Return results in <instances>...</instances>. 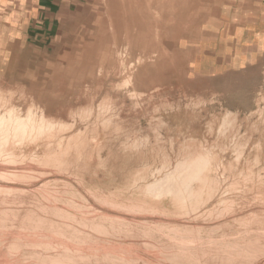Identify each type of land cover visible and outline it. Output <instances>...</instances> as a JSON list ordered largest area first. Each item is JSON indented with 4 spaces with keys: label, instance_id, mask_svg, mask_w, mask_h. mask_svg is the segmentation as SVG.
<instances>
[{
    "label": "rangeland",
    "instance_id": "obj_1",
    "mask_svg": "<svg viewBox=\"0 0 264 264\" xmlns=\"http://www.w3.org/2000/svg\"><path fill=\"white\" fill-rule=\"evenodd\" d=\"M123 1L48 0L40 23L33 29L31 40L20 58L21 61L18 59V62L12 64L9 77H0V105L4 110L8 108L14 110L15 114L31 113L37 117L40 114V103L50 107L55 113L52 108L69 105L70 101L84 96L82 99L89 101L90 105L87 103L81 109L78 108L73 116L70 115L64 121H69L66 124L75 125L73 131L82 126L86 127L83 128L85 130H89L90 126L94 130L83 131L85 138L82 137V142L85 145L82 147L81 142L79 147L85 146L88 153L84 151L79 155L81 157L76 161L78 163L75 162L70 170L66 168L62 171L58 167L45 165L47 163L39 165V162H34L33 154H36V149L40 156L43 149L38 150L40 141L34 142L33 138L16 142L15 144L19 145L13 144L12 148L11 143L9 146L5 145L11 152H7V162L6 156L3 158L5 161H0V215L6 219L4 221L0 216V230L6 225L5 229L0 231V264H146V261L147 264H214L215 259V264H264V240L261 239H264V64L249 70L215 75L195 70L198 60L190 47L194 40H197L202 23L214 16L217 0ZM112 27L114 31H111ZM115 76L118 78H114ZM59 88L68 96L66 102L56 99L55 92L59 91ZM98 89H101V92ZM115 89H118V93ZM127 102L129 107L126 106ZM97 103H102L101 107L105 110L97 108L100 106H97ZM111 104H114L113 107ZM89 107L103 113L89 112ZM131 108L135 111H131ZM76 111H79L78 116ZM117 111L122 114H117ZM128 111L134 115L131 114L132 122L137 120L136 125L127 116ZM87 114H94L95 117L89 115L91 119H88ZM4 115L9 116V113ZM114 115L120 118L115 120ZM121 120L126 124L131 123L128 124L131 127L125 122L121 124ZM231 120L236 124L230 122ZM104 121L112 126L103 128ZM230 123L235 126H228ZM119 124L125 127L122 128ZM221 124L226 125L221 128ZM139 127L141 134H138ZM133 130L136 136L132 134ZM67 133L69 134L70 130ZM157 136H160V142H157ZM105 137L107 139H104ZM135 138L144 139L139 142L144 146H141L140 150L145 151L144 156L149 160L136 161L137 150L130 149V141L133 143ZM236 140L240 146L234 145ZM191 141L196 145L190 143ZM98 144L99 153L96 147ZM155 144L159 146H154ZM255 144H258V147ZM216 145L222 149H217ZM159 147H162L161 150ZM152 148L156 150L155 155ZM202 148L206 151L201 152L210 158L203 174H210L214 188H217L214 189L215 192L204 193V200H208L206 203L204 201L202 204H196L187 200L189 206L185 201L186 204L179 203L180 207H176L172 203V197L176 193L167 191L170 186H175L176 182L181 180L180 177L177 178L180 167L178 164L189 163L184 157L192 152L195 154ZM76 149L77 147L73 150L72 157L76 153L79 154ZM238 149H242L243 155H240L241 150ZM25 151H28L27 157L22 158L21 155ZM177 153L183 154L184 157H179ZM36 156L38 154L34 157ZM70 163L73 165L72 161ZM151 163L155 165L150 166ZM165 163H168L169 168ZM25 168L30 169L31 173ZM138 168L140 170L136 171ZM144 169L149 172V182L163 180L162 190L151 194L143 192L140 190L145 185L143 180L134 185V179L138 178L136 174ZM173 173L178 175L172 176ZM151 174L154 175L151 177ZM43 181H46L45 184ZM165 182L170 185H165ZM232 182L234 187L231 186ZM103 198L108 201L105 202ZM19 201L21 205L18 204ZM3 203H6L5 208ZM7 204H11L7 206L8 209ZM49 210H53L57 215ZM12 213H15L14 216ZM44 218L50 219L49 223ZM31 219L32 222L35 220L36 224L32 223ZM58 223L61 225H56ZM37 224H40V227ZM255 239L259 241L256 243ZM260 244L263 247L260 248ZM210 259H213V262H210Z\"/></svg>",
    "mask_w": 264,
    "mask_h": 264
},
{
    "label": "bare ground",
    "instance_id": "obj_2",
    "mask_svg": "<svg viewBox=\"0 0 264 264\" xmlns=\"http://www.w3.org/2000/svg\"><path fill=\"white\" fill-rule=\"evenodd\" d=\"M110 1V0H109ZM123 1V0H122ZM133 1V0H132ZM124 2V1H123ZM131 2V1H130ZM123 7H124V5H123ZM107 10H109L108 8H107ZM157 16V15H156ZM109 21V20H108ZM111 21V20H110ZM109 23H111V22H109ZM119 27V26H118ZM112 29H113V27H112ZM119 29V28H118ZM100 30H102L101 28H100ZM110 30H111V28H110ZM115 29H113V30H111V31H114ZM106 31V30H105ZM157 33V32H156ZM115 34V33H114ZM109 36V35H108ZM101 38H103L102 36H101ZM110 38V37H109ZM108 38V39H109ZM114 38H115V36H114ZM118 38V37H117ZM121 38V37H120ZM155 38H157V37H155ZM102 40H104V39H102ZM94 41V40H93ZM113 43H114V41H113ZM163 44V43H162ZM115 45V44H114ZM124 47H126V46H124ZM114 47L112 46V49H113ZM107 49H109V48H107ZM123 52H124V50H123ZM118 53H120V52H118ZM106 54V53H105ZM105 54H103V55H105ZM116 54V53H115ZM128 54V53H127ZM144 55V54H143ZM116 56H118V54L116 55ZM119 56H121L120 54H119ZM138 56V55H137ZM153 56H155V55H153ZM103 57V56H102ZM128 57V56H127ZM120 60V59H119ZM126 61V60H125ZM151 61V60H150ZM123 62V61H122ZM141 62H142V60H141ZM154 62V61H153ZM131 64H133V63H131ZM130 64V65H131ZM139 64V63H138ZM121 65H122V63H121ZM113 66V65H112ZM125 67H126V65H125ZM131 67H132V65H131ZM115 68V67H114ZM122 68H123V65H122ZM129 68V67H128ZM124 70H125V68H123ZM113 70V69H112ZM112 70H111V72H112ZM129 70V69H128ZM131 71V70H130ZM136 71V70H135ZM117 72H119V71H117ZM108 73H110L109 71H108ZM120 73V72H119ZM131 73H133V72H131ZM130 73V74H131ZM101 75V74H100ZM116 75V74H115ZM122 75V74H121ZM126 75V74H125ZM60 76V75H59ZM130 76H132V75H130ZM62 77V76H61ZM60 78V77H59ZM105 78H107V77H105ZM109 78V77H108ZM114 78H118V77H114ZM90 79V78H89ZM127 79H129V77L127 78ZM103 81V80H102ZM102 81H99L100 83H102ZM59 82V81H58ZM126 82H127V80H126ZM85 84V83H84ZM98 84V83H97ZM111 84H112V82H111ZM118 84V83H117ZM131 84H132V82H131ZM86 85H89V84H86ZM99 85V84H98ZM101 85V84H100ZM99 85V86H100ZM113 85V84H112ZM120 85V84H119ZM127 85H128V83H127ZM114 86H116L117 87V85H114ZM132 86V85H131ZM99 88V87H98ZM114 88V87H113ZM119 88V87H118ZM159 88V87H158ZM63 89L61 88H59V91H56L55 93H57V95H56V99H61L62 101H64V102H66V99H68V96L65 94V92H64V90L62 91ZM101 90V89H100ZM99 89H98V91H100ZM114 90V89H113ZM116 91H117V93H118V89H115ZM120 90V89H119ZM87 91V90H86ZM90 91V90H89ZM97 91V92H98ZM94 92V91H93ZM101 92V91H100ZM107 93H109L108 91H106ZM126 92V91H125ZM155 92V91H154ZM159 92V91H158ZM94 93H96V91L94 92ZM130 93V92H129ZM133 93H134V91H133ZM143 93V92H142ZM142 93H141V96H142ZM160 93V92H159ZM1 94V93H0ZM139 94V93H138ZM79 95V94H78ZM110 95V94H109ZM112 95V94H111ZM143 95H145V93L143 94ZM80 96V95H79ZM92 96H94V94H92ZM105 96V95H104ZM135 96V98H136V95H134ZM156 96V95H155ZM78 97V96H77ZM82 97V96H81ZM84 97V96H83ZM82 97V98H83ZM117 97H119L118 95H117ZM131 97V96H130ZM143 97H145V96H143ZM147 97V96H146ZM151 97H152V95H151ZM153 97H154V95H153ZM162 97V96H161ZM74 98V97H73ZM82 98H79V99H76V100H72V101H70L69 102V105H64V106H60V107H58V108H56V109H54V108H52V110L53 111H55V113H53L51 110H50V107H48V106H43L41 103L38 105V110H39V112H40V114L36 117L35 115H32L31 113H25V114H22L21 112H19L18 114H15L14 113V110H12V109H3V107L0 105V161H1V159L2 160H4L3 158L6 156V158H7V152H11V150H8V149H6L5 148V145H10V143H11V148L12 147H14L13 146V144H15L16 142H19V141H24V139L25 138H29V139H31V138H33V139H35L34 140V142L35 141H40V144L38 145V147H39V151L40 150H42L43 149V152H42V154H41V156H40V154L37 152V149H36V154H38V156H36V157H34L36 154H33L32 156H33V160H35L34 162H36L37 161V164H38V162H39V165H43V163L45 164V163H47V164H45V165H48V166H51V167H58L60 170H62V169H66V168H69V170H70V168H71V166L73 167L74 165H75V162L78 160L79 161V158L81 157V156H79V155H82L83 153H84V151L86 152L87 150H85V146H84V148H81V146L83 147V144H84V142H82V137H84L85 138V136H84V132L83 131H89L90 129H92L91 128V126L89 127V130L88 129H83V128H86V127H83L82 126V128H78V129H76L75 131H73L74 130V124L73 125H69V124H66V122L68 123L69 121H64V120H66L70 115H74L73 113H74V111L75 110H77L78 108H80L81 109V107L83 106V105H87V103L89 102H87V101H85V100H83ZM86 98H88V97H86ZM86 98H84V99H86ZM91 98V97H90ZM95 98H97L96 96H95ZM129 98V97H128ZM138 98V97H137ZM148 98V97H147ZM115 99H117V98H115ZM119 99V98H118ZM140 99V98H139ZM146 99V98H145ZM162 99V98H161ZM160 99V100H161ZM87 100V99H86ZM103 100V99H102ZM125 100V99H124ZM91 101H92V103H94L93 102V100L91 99ZM90 101V102H91ZM99 101V100H98ZM101 101V100H100ZM118 101V100H117ZM123 101V100H122ZM125 102V101H124ZM140 102H142V99H141V101ZM146 102V101H145ZM144 102V103H145ZM159 102V101H158ZM103 103V102H102ZM102 103H100V104H98L97 106H99V107H97V108H100L101 107V105L103 106V104ZM126 103V102H125ZM128 103V102H127ZM149 103V102H148ZM30 104H32L31 102H30ZM35 104H38V103H35ZM89 104V103H88ZM151 104V103H150ZM158 104V103H157ZM192 104V103H191ZM90 105V104H89ZM113 105L114 104H111V106L113 107ZM122 105V104H121ZM120 105V106H121ZM124 105V104H123ZM122 105V106H123ZM36 106V105H35ZM119 106V105H118ZM126 106H130V104L128 103V105L126 104ZM106 107V106H105ZM133 107V106H132ZM145 107V106H144ZM179 107V106H178ZM101 108H103V107H101ZM116 109H117V107H115ZM124 108H126V107H124ZM79 109V110H80ZM86 109V108H85ZM88 109V108H87ZM86 109V110H87ZM104 109V108H103ZM130 109V108H129ZM90 110V111H89ZM105 110V109H104ZM108 110H110V109H108ZM118 110V109H117ZM126 110V109H125ZM134 110V109H133ZM132 110V108H131V111H133ZM143 110V109H142ZM87 111H89V112H97V110H92V109H90V107H89V109L87 110ZM123 111V110H122ZM135 111V110H134ZM77 112H79V111H76L75 112V114L77 113ZM81 112V111H80ZM88 112V113H89ZM118 112V111H117ZM121 114H122V112L121 111H119ZM119 112L117 113V114H119ZM124 112V114H125V111H123ZM129 113L128 114H130V116L127 114V116L128 117H130V120H131V114H132V112L130 113V111H128ZM140 112V111H139ZM261 112V111H260ZM6 113H9V116H5L4 114H6ZM97 113H99V114H102V113H100V110L97 112ZM107 111H106V114L105 115H107ZM143 113V112H142ZM263 113V112H262ZM47 114H49V116H47ZM116 114V113H115ZM134 114H136L135 112H134ZM89 115H91V114H89ZM88 114H87V116L89 117L88 119H91L90 118V116H89ZM111 115V114H110ZM133 115V114H132ZM228 115V114H227ZM227 115H226V118H225V120H227ZM252 115V114H251ZM51 116H53V118L51 117ZM77 116H78V113H77ZM91 116H94V114L93 115H91ZM98 116H101V115H98ZM112 116V115H111ZM134 116V115H133ZM136 116V115H135ZM225 116V115H224ZM230 116H232V114L230 113ZM229 116V117H230ZM235 117H236V115H234ZM233 116V117H234ZM95 117V116H94ZM105 117V116H104ZM118 116H115L114 115V119L115 118H117ZM260 117V116H259ZM48 118V119H47ZM80 117H78V119H79ZM106 118H108V117H106ZM110 118V117H109ZM113 118V117H112ZM118 118H120V117H118ZM124 118L126 119V117L124 116ZM144 118V117H143ZM214 118V117H213ZM81 119V118H80ZM121 119H123V118H121ZM148 119V118H147ZM216 119V118H215ZM230 119V118H229ZM229 119H228V123H229ZM231 119H232V117H231ZM236 119V118H235ZM82 120V119H81ZM80 120V121H81ZM94 120V122L96 121L97 122V120H99L98 118H97V120H95V119H93ZM100 120H102L101 118H100ZM115 120H117V119H115ZM124 120V119H123ZM123 120H121V124H123L125 121H123ZM127 120V119H126ZM128 120H129V118H128ZM133 120V119H132ZM132 120H131V122H132ZM234 120V119H233ZM87 121V120H86ZM90 120H88V122H89ZM119 121H120V119H119ZM134 121H136L137 122V120H134ZM161 121V120H160ZM193 121V120H192ZM234 121H237V120H234ZM136 122H132V123H134L135 125H136ZM163 122V121H162ZM170 122H171V120H170ZM230 122H232V120L230 121ZM259 122V121H258ZM81 123H83L82 121H81ZM84 123H86L85 121H84ZM102 123V122H101ZM100 123V124H101ZM111 123H113V122H111ZM147 123V122H146ZM148 123H150V121H148ZM184 123V122H183ZM211 123H213V122H211ZM223 123V122H222ZM232 123H234V122H232ZM89 124H93L92 126H95L96 124H94V123H89ZM103 128H105V129H107V128H109L110 126H112V125H110L109 126V124H107V122L106 121H104L103 123ZM125 124H126V122H125ZM129 123L127 122V124L126 125H128ZM151 124V123H150ZM182 124V123H181ZM192 123L190 122V125H191ZM214 124V123H213ZM234 124H236V122L234 123ZM254 124V123H253ZM262 124V123H261ZM88 125V124H87ZM129 125H131V123L129 124ZM128 125V126H129ZM195 125V124H194ZM226 124H221V128H223L222 126H225ZM229 125H233V124H228V126ZM63 126H64V128H63ZM119 126L121 127L122 126V128H124L125 127V125H120L119 124ZM152 126V125H151ZM154 126V125H153ZM233 126H235V125H233ZM88 127V126H87ZM113 127H115V125H114V123H113ZM131 126H129V128H130ZM169 127V126H168ZM193 127V126H192ZM239 127V126H238ZM102 128V129H103ZM117 128V127H116ZM119 128V127H118ZM140 128V127H139ZM194 128V127H193ZM235 128V127H234ZM253 128V127H252ZM252 128H250L251 129V135H252ZM257 129H259L258 127H256ZM121 129V128H120ZM151 129H152V127H151ZM192 129V128H191ZM217 129V128H216ZM220 129V128H219ZM227 129V128H226ZM226 129H223V130H225L226 132L225 133H228V131L226 130ZM249 129V130H250ZM70 130V133L68 134L67 133V131H69ZM123 130V129H122ZM139 130V129H138ZM138 130H137V132H138ZM147 130V129H146ZM145 130V131H146ZM248 130V129H247ZM94 130L92 129V131L91 132H93ZM103 131H105V130H103ZM110 132H112L111 131V129L109 130ZM114 131H116V130H114ZM117 131H119V130H117ZM134 131V130H133ZM142 131H143V129H142ZM220 131H221V129H220ZM90 132V131H89ZM120 132V131H119ZM217 132V131H216ZM215 132V133H216ZM244 132V131H243ZM109 133V132H108ZM128 133V132H127ZM214 133V132H213ZM218 133V132H217ZM223 133H224V131H223ZM224 133V134H225ZM233 133V132H232ZM231 133V134H232ZM240 133V132H239ZM239 133H236V134H239ZM66 134L68 135V136H66ZM86 134L88 135V132H86ZM110 134V133H109ZM109 134H106V135H109ZM132 134H135V131L132 133ZM138 134H141V128H140V133L138 132ZM230 134V135H231ZM86 135V136H87ZM127 136H129V134H126ZM197 135V134H196ZM229 135V136H230ZM135 136H136V134H135ZM134 136V137H135ZM138 136H140V135H138ZM211 136V135H210ZM217 136H219V135H217ZM223 136V135H222ZM91 137H92V135L90 136V139H91ZM94 137H95V135H94ZM110 136H108V138H109ZM112 137V136H111ZM115 137V136H114ZM122 137V136H121ZM160 138V136H157L156 138L158 139L157 140V142L159 141V138ZM196 137H198V136H196ZM233 137H234V135H233ZM247 137V136H246ZM250 137V136H249ZM142 138H144V137H142ZM141 138V139H142ZM146 138V137H145ZM205 138V137H204ZM225 138H227V137H225ZM239 138H241L240 136H239ZM243 138H245V136H243ZM242 138V139H243ZM14 139V141H12ZM104 139H107L106 137L104 138ZM103 139V140H104ZM113 139V138H112ZM123 139V138H122ZM126 139H129V138H126ZM136 139V138H135ZM161 139V138H160ZM178 139V138H177ZM217 141H218V139L217 138H215ZM235 139V138H234ZM85 140H87V138L85 139ZM85 140H83V141H85ZM144 139H142V140H133V143H132V141H130L131 142V147H130V149H135V150H137V153H138V156H137V158H135L136 159V161L138 160V161H144V160H146V159H148L147 158V156L145 157L144 156V153L143 152H145V151H141L140 149H141V142L143 141ZM149 140V139H148ZM181 140V139H180ZM258 140L260 141V139L258 138ZM33 141V140H32ZM37 141V142H38ZM92 141H94V140H92ZM107 141V140H106ZM128 142H129V140H127ZM135 141H137V142H135ZM146 141H147V139H146ZM153 141H155V140H153ZM186 141V140H185ZM190 141V140H189ZM213 141H215V140H213ZM212 141V142H213ZM258 141V142H259ZM81 142H82V144H81ZM87 142V141H86ZM114 142V141H113ZM140 142V143H139ZM157 142H155V143H157ZM160 142V141H159ZM162 142V141H161ZM211 142V143H212ZM257 142V143H258ZM261 142V141H260ZM259 142V143H260ZM28 143H29V140H28ZM110 143V142H109ZM121 143V142H120ZM150 143V142H149ZM149 143H146V144H149ZM170 143H172L171 142V138H170ZM190 143H194L193 141H191ZM235 143V142H234ZM237 143H238V140H236V144H234V145H237ZM18 144V143H17ZM17 144H15V145H17ZM29 144H31V143H29ZM81 144V146L79 147V145ZM87 144V143H86ZM146 144H145V147H147L146 146ZM174 144V143H173ZM177 144H180V143H177ZM198 144H200V143H198ZM197 144V145H198ZM232 144V143H231ZM19 145V144H18ZM85 145V144H84ZM159 146L158 144H155L154 146ZM192 145V144H191ZM193 145H196L195 143L193 144ZM192 145V146H193ZM208 145H212V144H208ZM207 145V147H209L210 148V146H208ZM244 145H246V143H244ZM256 145V144H255ZM258 145V144H257ZM256 145V146H257ZM88 146V145H87ZM99 144H98V146L96 145V147L98 148V152L97 153H99V151H100V149H99ZM112 146V145H111ZM178 146H181V145H178ZM184 147H185V145H183ZM183 146H182V148H183ZM201 146H202V144H201ZM213 146V145H212ZM217 146V145H216ZM237 146H240L239 144L237 145ZM243 146V145H242ZM247 146V145H246ZM245 146V147H246ZM255 146V147H256ZM77 147V149L76 150H78V155H77V153L76 154H74L73 155V157H75V155H77V157H75V158H73L72 157V154H73V150L75 149ZM105 147V146H104ZM103 147V148H104ZM113 147H115V145L113 146ZM116 147H118V146H116ZM121 147V146H120ZM128 148H129V146H127ZM142 147H144V146H142ZM151 147V146H150ZM153 147V146H152ZM172 147V146H171ZM188 147V146H187ZM218 147L220 148V146H217V149H218ZM244 147V146H243ZM244 147V148H245ZM258 147V146H257ZM8 148H10V147H8ZM24 149L26 148V147H23ZM74 148V149H73ZM102 148V147H101ZM148 148V147H147ZM154 148V147H153ZM152 148V149H153ZM161 148L162 147H159V150H161ZM181 148V149H182ZM198 148V147H197ZM200 148V147H199ZM226 148V147H225ZM224 148V149H225ZM27 149H29V148H27ZM122 149V148H121ZM189 149V148H188ZM195 149V148H194ZM206 149V148H205ZM220 149H222V148H220ZM91 150V149H90ZM103 150V149H102ZM154 150V151H153ZM152 151L153 152H155L156 150L155 149H153ZM163 151H164V148L162 149ZM166 150V149H165ZM199 150V149H198ZM206 151V150H204V148H202L199 152H197V153H193L192 152V154H194V155H192L191 153V155H188L186 158L184 157V155L183 154H178L179 155V157L182 155L183 157H184V160L187 162L188 160V162L189 163H185V162H181V164H178V165H180V167H179V171H177L178 172V174H179V176H177V178L178 177H180L181 178V180L180 181H178L179 183H177L176 182V184H175V186H170V188H168L167 186V188L169 189V191H167V192H175L176 194H174V196L172 197V199H173V202L172 203H174V205L176 206V207H180V206H178V205H180L179 203H181L182 205H184V203H185V201H186V203L188 202L187 200H189V202H193V203H196V204H198V203H201L202 204V202H204L205 200H204V193H210V192H215L214 191V189H216V188H214V184H213V180H212V178H211V175L210 174H203V169H205L207 166H208V164H209V156L206 154V153H203V152H201V151ZM239 150V149H238ZM241 150V151H240ZM239 151L241 152V154L240 153H238V154H240V155H243L242 153H243V151H242V149H240ZM244 150V149H243ZM252 150V149H251ZM130 151V150H129ZM152 151H151V153H152ZM178 151V150H177ZM184 151V150H183ZM190 151V150H189ZM188 151V152H189ZM192 151V150H191ZM190 151V152H191ZM220 151V150H219ZM28 151H25V152H23V154L21 155V157L22 158H24V156L25 157H27L26 156V153H27ZM75 152H77V151H75ZM117 152V151H116ZM160 153H161V151H159ZM171 152H172V149H171ZM210 152V151H209ZM208 151H207V153H209ZM222 152H224L225 153V151L223 150ZM236 152H238V151H236ZM15 153V152H14ZM87 153H88V151H87ZM132 153V152H131ZM158 153V152H157ZM186 153V152H185ZM254 153V152H253ZM9 154V153H8ZM11 154V153H10ZM9 154V155H10ZM117 154V153H116ZM134 155H135V153H133ZM147 154V153H146ZM156 154V152L154 153V155ZM167 154V153H166ZM234 154V153H233ZM237 154V153H236ZM256 154V153H255ZM262 154V153H261ZM87 155V154H86ZM151 155V154H150ZM250 155H251V153H250ZM257 155V154H256ZM109 156H111V155H109ZM238 156V155H237ZM258 156V155H257ZM9 157V156H8ZM83 157V156H82ZM99 157V159H101V157H100V155L98 156ZM113 157V156H112ZM121 157V156H120ZM163 157V156H162ZM182 157V158H183ZM211 157V156H210ZM10 158H11V156H10ZM14 158V157H13ZM12 158V159H13ZM156 158V157H155ZM237 158V157H236ZM129 159V158H128ZM219 159V158H218ZM6 160V162H7V160H8V158L7 159H5ZM4 160V161H5ZM9 160H11V159H9ZM16 160H18V159H16ZM24 159H22V161H23ZM27 160V159H26ZM30 160H31V158H30ZM119 160V159H118ZM121 160H122V157H121ZM123 160H124V157H123ZM149 160V159H148ZM159 160H160V158H159ZM158 160V161H159ZM162 160V159H161ZM183 160V159H182ZM183 160V161H184ZM213 160V159H212ZM211 160V161H212ZM249 160V159H248ZM258 160V159H257ZM4 161H2V162H4ZM70 161H72L73 163V165H71V163H70ZM82 161H83V159H82ZM106 161V160H105ZM150 161H152V159L150 160ZM164 161V160H163ZM215 161H217V160H215ZM234 161L235 162H237L235 159H234ZM100 162V161H99ZM170 162V161H169ZM168 162V163H169ZM218 162V161H217ZM244 162V161H243ZM17 163V162H16ZM31 163H33V161H31ZM40 163H42V164H40ZM78 162H76V164H77ZM156 163V162H155ZM167 163V164H168ZM178 163V162H177ZM176 163V164H177ZM253 163H254V161H253ZM6 164H8V163H6ZM80 164V163H79ZM81 164H83V163H81ZM107 164V163H106ZM150 164V163H149ZM152 164H154V163H151V165L150 166H152ZM166 163H165V165H167ZM255 164V166H256V162L254 163ZM253 164V165H254ZM0 165H2V164H0ZM84 165H86L85 163H84ZM155 165V164H154ZM153 165V166H154ZM164 164H163V166H165ZM171 165V164H170ZM211 165V164H210ZM213 165H214V163H213ZM212 165V166H213ZM218 165V164H217ZM259 165V163L257 164V166ZM32 166V165H31ZM244 166V165H243ZM1 167V166H0ZM13 167H14V165H13ZM80 167H82V165H80ZM157 167V166H156ZM167 167H168V165H167ZM222 167V166H221ZM225 167V166H224ZM231 167V166H230ZM229 167V168H230ZM235 167H236V165H235ZM250 167H252L251 165H250ZM151 168V167H150ZM166 168V167H165ZM169 168V167H168ZM167 168V169H168ZM232 168V167H231ZM15 169V168H14ZM13 169V170H14ZM25 169H28V168H25ZM81 169V168H80ZM147 169V168H146ZM160 169V168H159ZM166 169V170H167ZM218 169V168H217ZM224 169V168H223ZM248 169H249V167H248ZM263 169V168H262ZM262 169L260 170V171H262ZM68 170V171H69ZM78 170V169H77ZM82 171H83V169H81ZM140 169L138 168V170H136V171H139ZM147 170H149V169H147ZM155 170H157V169H155ZM216 170V169H215ZM243 170H244V168H243ZM246 170V169H245ZM18 171V170H17ZM28 171H30V173H31V170L30 169H28ZM63 171V170H62ZM61 171V172H62ZM152 171V170H151ZM159 171V170H158ZM185 171H187V172H185ZM12 172V171H11ZM26 172H27V170H26ZM171 172V171H170ZM169 172V173H170ZM174 172H176V171H174ZM185 172V173H184ZM205 172V171H204ZM252 172V171H251ZM29 172H27V174H28ZM33 173V172H32ZM64 173V172H63ZM62 173V174H63ZM73 173V172H72ZM148 173L149 172H147L145 169L144 170H141L138 174H136L137 175V180H135L134 179V181H135V184L134 185H136L139 181H141V180H143V182H144V184L145 185H143L144 187L143 188H140L141 187V185H139V188H140V190H142L143 192H145L146 191V193H153V192H156V191H159V190H162L163 188V180H161V179H158V180H156L154 183L153 182H149V180H148V178H149V175H148ZM209 173V172H208ZM218 173V172H217ZM244 173V172H243ZM246 173H247V171H246ZM249 173V172H248ZM26 174V176H28ZM40 174L41 173H39V176H40ZM44 174V173H43ZM61 174V173H60ZM61 174V175H62ZM90 174V173H89ZM154 174H157V175H159L160 173H154ZM153 174V175H154ZM175 174H177V173H175ZM175 174L173 173L172 174V176L174 175L175 176ZM177 174V175H178ZM241 174H242V172H241ZM240 174V175H241ZM252 175L254 174V173H251ZM258 174H260L259 172H258ZM152 174H151V177L153 176ZM181 175V176H180ZM182 175H183V177H182ZM204 175V176H203ZM247 175V174H246ZM25 176V177H26ZM34 176V175H33ZM164 176H165V174H164ZM168 176H171V175H168ZM171 176V177H172ZM245 176V175H244ZM256 176V175H255ZM258 176V175H257ZM260 176H262V175H260ZM14 177V176H13ZM23 177H24V174H23ZM91 177V176H90ZM150 177V178H151ZM157 177V176H156ZM167 177V176H166ZM171 177H169V179L171 178ZM176 177V176H175ZM213 177H216V175H213ZM227 177V176H226ZM262 177H264V175L262 176ZM27 178V177H26ZM28 178H31V176L29 177L28 176ZM27 178V180H29ZM135 178H136V176H135ZM251 178V177H250ZM259 178V177H258ZM14 179H15V177H14ZM31 179H33L34 180V178H31ZM35 179H37V178H35ZM125 179V178H124ZM154 179H156V178H154ZM176 179V178H175ZM252 179H254V178H252ZM251 179V180H252ZM1 180V179H0ZM11 180H13L12 178H11ZM26 180V181H27ZM39 180V179H38ZM37 180V181H38ZM84 180V179H83ZM128 180V179H127ZM165 180H168L167 178H165ZM216 180H217V182L219 181L217 178H216ZM246 180H248V179H246ZM129 181V180H128ZM133 181V182H134ZM170 181H173V180H170ZM175 181H177V179L175 180ZM28 182V181H27ZM44 182V184H45V182L46 181H43ZM54 182V181H53ZM93 182V181H92ZM126 182V181H125ZM258 182V181H257ZM166 183L167 184H169V182H165V185H166ZM172 183H174V182H172ZM219 183V182H218ZM233 184H231V186H233L234 185V182H232ZM239 183V182H238ZM251 184V183H250ZM258 184V183H257ZM170 185V184H169ZM174 185V184H173ZM248 185V184H247ZM44 186H46V185H44ZM43 186V187H44ZM43 187H41L42 189H43ZM165 187V186H164ZM234 187V186H233ZM250 187V186H249ZM8 188H10V187H8ZM47 188V187H46ZM162 188V189H161ZM39 189V188H38ZM221 189V188H220ZM11 190H13V188L11 187ZM15 191H16V189H14ZM23 190V189H22ZM21 190V191H22ZM28 190V189H27ZM138 190V189H137ZM223 190V189H222ZM250 190V189H249ZM20 191V190H19ZM232 191V190H231ZM231 191H229V192H231ZM252 191V190H251ZM30 192V191H29ZM28 192V193H29ZM171 192V193H172ZM228 192V193H229ZM233 192V191H232ZM95 193V192H94ZM21 194V192L19 193V195ZM30 194V193H29ZM98 194V193H97ZM112 194V193H111ZM22 195V194H21ZM20 195V196H21ZM26 195H28V194H26ZM162 195H163V193H162ZM212 195V194H211ZM20 196H19V199H21L20 198ZM213 196V195H212ZM214 196H215V193H214ZM27 197H29V196H27ZM99 197H100V195H99ZM101 197H103V196H101ZM131 197V196H130ZM152 198H153V196H151ZM150 197V198H151ZM221 197V196H220ZM256 197V196H255ZM106 198H107V196H106ZM109 198V197H108ZM119 198V197H118ZM211 197H209V199H210ZM251 198H253V196L251 197ZM25 199V198H24ZM47 199H49V198H47ZM161 199V198H160ZM14 200V199H13ZM12 200V201H13ZM27 200V199H26ZM25 200V201H26ZM31 200V199H30ZM30 200H28V201H30ZM103 200H104V198H103ZM159 200V199H158ZM211 200V199H210ZM253 200H255V199H253ZM6 201V200H5ZM11 201V202H12ZM23 201V200H22ZM35 201H36V199H35ZM105 202L106 201H108V200H104ZM113 201V200H112ZM111 201V203H114V202H112ZM129 201H131L130 199H129ZM136 201H139V200H136ZM171 201V200H170ZM208 201V200H207ZM207 201H205V203L207 202ZM16 202V201H15ZM27 202V201H26ZM110 202V201H109ZM120 202V201H119ZM134 201H132V203H133ZM188 202V203H189ZM2 202H0V204H1ZM38 203H41V202H38ZM37 203V204H38ZM142 204H143V201L141 202ZM156 203H159V202H156ZM185 203V204H186ZM187 203V204H188ZM192 203V204H193ZM255 203V202H254ZM4 204H6V203H3L2 205L4 206ZM18 204H20V201H19V203ZM28 204V203H27ZM36 204V206H38ZM145 204V203H144ZM153 204H155V202L153 203ZM196 204H194V205H196ZM252 204V203H251ZM8 205H11V204H7L6 205V207L8 206ZM13 205V204H12ZM21 205V204H20ZM20 205H17V206H20ZM34 205V204H33ZM124 205H126V204H124ZM191 205V204H190ZM256 205H257V203H256ZM15 206V205H14ZM32 206V205H31ZM36 206H34V207H36ZM127 206H129V205H127ZM188 206H189V204H188ZM188 206H187V209H188ZM248 206V205H247ZM129 207H132V206H129ZM135 207V206H134ZM142 207V206H141ZM151 207H153V206H151ZM192 207V206H191ZM3 208H5V206L3 207ZM36 208H38V207H36ZM40 208V207H39ZM45 208V207H44ZM144 208V207H143ZM143 208H142V210H143ZM147 208H149V206L147 207ZM146 208V209H147ZM7 209H8V207H7ZM10 210H11V207L9 208ZM46 209V208H45ZM156 209V208H155ZM186 209V210H187ZM199 209V208H198ZM25 210V209H24ZM130 210H132V209H130ZM148 210V209H147ZM150 210V209H149ZM152 210V209H151ZM176 209H174V211H175ZM179 210H181V209H179ZM186 210L184 211V213L186 212ZM190 210H192V209H190ZM200 210V209H199ZM260 210V209H259ZM7 211V210H6ZM5 211V212H6ZM33 211H34V209H33ZM39 211H40V209H39ZM46 211V210H45ZM50 211V210H49ZM52 212H54L53 210H51ZM50 211V212H51ZM134 211H135V209H134ZM165 211V210H164ZM177 211V210H176ZM188 211V210H187ZM18 212H20L19 210H18ZM48 211H46V213H47ZM240 212V211H239ZM23 213H25V211H23ZM28 213H30L31 214V212H29L28 211ZM49 213V212H48ZM55 213V212H54ZM53 213V214H54ZM137 213H139V212H137ZM145 213V212H144ZM153 213H155V212H153ZM174 213V212H173ZM193 213V212H192ZM255 213V212H254ZM13 214V213H12ZM15 214V213H14ZM14 214H13V216H14ZM22 214V213H21ZM37 214V213H36ZM65 214V213H64ZM146 214V213H145ZM144 214V215H145ZM171 214H172V212H171ZM187 214V212L185 213V215ZM2 215H4V213L2 214ZM6 215V214H5ZM18 215V214H17ZM50 215V214H49ZM55 216L57 215V213H55L54 214ZM59 215H62V214H59ZM172 215H174V214H172ZM200 215V214H199ZM1 216V215H0ZM8 216H9V214H8ZM35 216V215H34ZM37 216H38V214H37ZM64 216V215H63ZM231 216V215H230ZM242 216V215H241ZM181 217V216H180ZM184 217V216H183ZM256 218V216H252V218ZM7 218V217H6ZM11 218V217H10ZM22 218H24V217H22ZM21 218V219H22ZM29 218V217H28ZM36 218V217H35ZM39 219H40V217H38ZM59 218V217H58ZM254 218V219H255ZM258 218V217H257ZM1 219H4V221L6 220L5 218H3L2 216H1ZM12 219H13V217H12ZM16 219H17V217H16ZM19 219V218H18ZM20 219V220H21ZM30 219V218H29ZM34 219V218H33ZM45 219V218H44ZM43 219V220H44ZM175 219V218H174ZM248 219V218H247ZM263 219V218H262ZM26 220H28V219H26ZM45 220H47V219H45ZM49 220L50 219H48L47 221H48V223H49ZM1 221V220H0ZM13 221V220H12ZM31 222H32V219L30 220ZM34 222H32V223H34V224H36L35 223V220H33ZM52 221V220H51ZM50 221V222H51ZM140 221V220H139ZM241 221V220H240ZM251 221V220H250ZM258 221V220H257ZM18 222H20L19 220H18ZM28 222H29V220H28ZM27 222V224H29ZM30 222V223H31ZM37 222H39V221H37ZM235 222V221H234ZM11 223V222H10ZM24 223H26V221L24 222ZM32 223H31V225H32ZM42 223H44V222H42ZM53 223V222H52ZM4 224V223H3ZM13 224V223H12ZM17 223H16V221H15V225H16ZM245 224H247V223H245ZM249 224V223H248ZM251 224V223H250ZM22 224H20V226H21ZM38 225V224H37ZM40 225V224H39ZM38 225V226H39ZM42 225V224H41ZM56 225H61L60 223H58V224H56ZM84 225H85V223H84ZM6 225H4V227H5ZM23 226V225H22ZM25 226V225H24ZM35 226V225H34ZM37 226V227H38ZM45 226V225H44ZM54 226V225H53ZM90 226V225H89ZM2 228V229H5V228ZM40 227V226H39ZM43 227V226H42ZM262 227V226H261ZM34 228V227H33ZM2 229L0 230V231H2ZM17 229V228H16ZM61 231V230H60ZM262 233V232H261ZM259 235H261V234H259ZM148 237V236H147ZM81 238V237H80ZM262 240H264L263 238H261ZM260 239V240H261ZM3 240V239H2ZM254 240V239H253ZM256 241H259V240H256L255 239V242ZM156 242V241H155ZM257 243V242H256ZM143 244V243H142ZM153 244H155L154 243V241H153ZM156 244H158V243H156ZM150 245V244H149ZM254 245V244H253ZM146 246V245H145ZM153 246V245H152ZM249 246H250V244H249ZM259 246V245H258ZM257 246V247H258ZM260 248L261 247H263L261 244H260V246H259ZM174 248V247H173ZM249 248V247H248ZM255 248H256V246H255ZM254 248V249H255ZM259 248V249H260ZM144 249V248H143ZM146 249H147V247H146ZM150 249V248H149ZM156 249V248H155ZM157 249H158V247H157ZM181 250V249H180ZM147 251H149V250H147ZM208 252H210V251H208ZM254 252V251H253ZM262 252V251H261ZM150 253V252H149ZM159 254V253H158ZM175 254V253H174ZM259 254V253H258ZM152 255V254H151ZM167 256L169 255V254H166ZM181 255V254H180ZM207 255V254H206ZM211 255V254H210ZM260 255H262L261 253H260ZM264 255V254H263ZM163 257H167V256H164V255H162ZM170 256L172 257L173 255L172 254H170ZM177 256V255H176ZM174 257V258H176L177 259V257ZM184 257V256H183ZM186 257V256H185ZM211 257V256H210ZM221 257V256H220ZM67 258V257H66ZM181 258V257H180ZM212 258V257H211ZM214 258V257H213ZM215 258H216V256H215ZM222 258V257H221ZM160 259V258H159ZM182 259V258H181ZM207 259V258H206ZM226 259V258H225ZM263 259V258H262ZM166 260H168V258L166 259ZM178 260V259H177ZM197 260H198V258H197ZM202 260V259H201ZM209 260V259H208ZM207 260V261H208ZM211 261L210 262H217L216 261V259L215 260H213V259H210ZM213 260V261H212ZM194 261V260H193ZM207 261H205L206 263H209V262H207ZM176 262V261H175ZM156 263H157V261H156ZM177 263V262H176ZM186 263V262H185ZM188 263V262H187ZM214 263V264H215ZM146 264H147V261H146ZM201 264V263H200ZM218 264H220V263H218Z\"/></svg>",
    "mask_w": 264,
    "mask_h": 264
},
{
    "label": "crops",
    "instance_id": "obj_3",
    "mask_svg": "<svg viewBox=\"0 0 264 264\" xmlns=\"http://www.w3.org/2000/svg\"><path fill=\"white\" fill-rule=\"evenodd\" d=\"M48 0H0V77L22 58ZM215 2V1H214ZM190 47L195 70L208 75L264 64V0H217ZM21 61V59H20Z\"/></svg>",
    "mask_w": 264,
    "mask_h": 264
}]
</instances>
